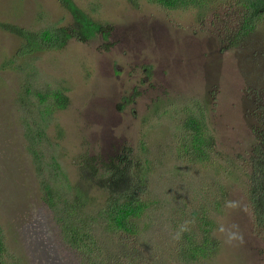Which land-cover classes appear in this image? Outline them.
Wrapping results in <instances>:
<instances>
[{
    "label": "rangeland",
    "instance_id": "374dc122",
    "mask_svg": "<svg viewBox=\"0 0 264 264\" xmlns=\"http://www.w3.org/2000/svg\"><path fill=\"white\" fill-rule=\"evenodd\" d=\"M200 1L168 8L150 0H75L111 29L109 38L71 39L28 63L9 65L21 40L0 27V225L7 264H85L43 202L21 121L43 122L36 107L18 101L26 87L61 90L69 98L65 108L48 115L41 148L49 159L56 146L70 183L86 154L108 159L129 148L148 161L150 183L142 198L150 207L140 219L146 229L141 240L152 245L148 264H164L161 252L170 260V237L180 220L186 223L184 209L193 201L209 206L216 198L226 200L219 206L223 212L208 213L220 250L210 261L186 264H264V233L255 231L247 196L254 136L242 106L244 71L264 52V18L248 42L227 48L240 15L238 0ZM71 21L58 0H0V22L35 30ZM190 110L206 119L215 138L213 165L176 155L181 121ZM92 193L93 213L105 196L98 189ZM107 238L113 245L124 242L120 233L107 231Z\"/></svg>",
    "mask_w": 264,
    "mask_h": 264
},
{
    "label": "trees",
    "instance_id": "16d2710c",
    "mask_svg": "<svg viewBox=\"0 0 264 264\" xmlns=\"http://www.w3.org/2000/svg\"><path fill=\"white\" fill-rule=\"evenodd\" d=\"M58 1L71 14L72 21L69 24H52L33 30L12 22H0V27L4 31L21 40L9 59V65L28 63L42 53L61 50L71 39L87 42L97 35H102L105 39L109 38L111 29L81 8L75 0ZM150 1L158 2L168 8H177L188 2H201L200 0ZM238 3L240 15L237 27L231 32L232 38L227 48L248 42V38L257 30L258 24L264 18V0H238ZM251 63L253 66L244 71L245 89L242 97L243 111L254 136L251 152L248 155L251 172L248 174L247 196L255 216V231L262 235L264 233V52L251 59ZM34 95L35 99H39V103L32 97ZM18 101L23 104L26 102V105L30 103L37 111L39 110V119L43 125L36 126L37 123L35 125L27 118L21 122L26 126L23 131L27 137L28 149L34 153L38 174L41 177L43 202L52 210L65 240L84 258L85 264H148L150 259L146 256V251L152 245L141 240V232L146 229L141 228L140 225V219L150 207V203L142 198L143 191L149 188L150 183L148 161L144 156L134 154L129 148L124 153L110 156L108 159L86 154L81 161L77 180L75 183H70L61 161L55 155L56 146L55 148L52 146L49 159L44 158L41 148L43 138L47 137L48 115L57 109L65 108L69 103L68 96L61 90L40 91L26 87L24 92L18 95ZM22 117L24 116L20 118ZM180 132L177 136L178 158L206 166L215 164L213 162L215 138L204 117L190 110L181 121ZM61 177L64 180H61ZM219 188L223 192L222 198H225L227 188L223 184ZM94 189L102 191L105 197L101 204H96V211L92 213L90 206L95 204L96 200V197L92 196ZM225 202V199L216 198L209 206L193 201L189 211L179 208L183 210L186 223L180 220L172 238L170 237L171 261L163 258L165 253H160L162 263L176 261L186 264L203 258L205 261L214 259L220 250V241L213 235L217 227L216 221L208 213L214 210L223 212L219 206L221 207ZM94 224L103 230L94 228ZM107 231L122 234L124 242L118 245L111 244V240L107 238ZM111 245L115 247L113 251H110ZM158 247L160 249V246ZM5 250V236L0 225V264H7ZM121 252L124 254L123 258H120ZM151 253L155 256L153 251ZM13 264L17 263L13 262Z\"/></svg>",
    "mask_w": 264,
    "mask_h": 264
}]
</instances>
